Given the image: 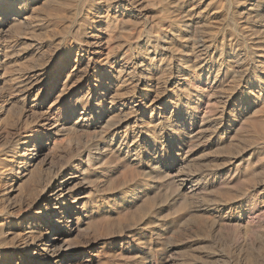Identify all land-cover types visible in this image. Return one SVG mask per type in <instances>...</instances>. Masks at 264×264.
I'll return each mask as SVG.
<instances>
[{
  "label": "bare ground",
  "instance_id": "bare-ground-1",
  "mask_svg": "<svg viewBox=\"0 0 264 264\" xmlns=\"http://www.w3.org/2000/svg\"><path fill=\"white\" fill-rule=\"evenodd\" d=\"M146 1L152 6L159 4V8L155 7L160 11H157L159 15L155 13L157 18L153 16L156 19L146 17L147 14L143 13L144 0H62L50 9L52 12L49 16H54L56 21L53 31L42 37L44 34L37 32L41 23H38L36 15V8H39L38 4L42 0H0V79L3 77L4 59L13 49L5 41L6 37H21L24 50L29 53L38 51V57L33 59L31 68L23 69L9 79L8 91L23 104L25 121H20V116V122L11 131L3 129L7 134L4 138L2 136L3 142H0V264L91 262L93 248L71 247L82 238L80 232L75 234L76 230H82L83 233L85 229L88 231L93 228L91 224L90 228L89 221L87 225L84 223L94 213L90 210L96 201L92 199L93 195H98L97 201L104 198L100 184H106V175L98 172L101 169H96L95 179H87L89 169L104 167L108 163L106 160L110 157L109 153H119L126 162V166L120 170L126 181L119 191L120 197L133 206H138L143 199L147 204V177L151 174L160 183H165L173 179L178 171V189L182 190L190 185V195L198 196L199 191H207L213 181L202 177L198 182V173L193 175L190 173L191 168L188 169L195 142L201 136L209 134L211 143L231 144L240 132L237 125H244L242 122L252 120L254 113L264 109V53L263 60L258 61V56L262 54L260 50L264 49V32L256 29L257 25L264 29V0H219V4L216 0H155L157 4ZM126 16L139 18V21L142 19L139 22L141 24L136 21L134 24L141 25L138 33L133 38H125L117 43L120 49L118 55L113 54L116 46L106 53L105 48L112 40L111 37L103 39L104 32L122 28L126 24ZM119 55L125 65L118 62ZM226 77L227 80L232 78V81L225 84ZM195 79H198V83L205 79L208 90L191 88ZM86 96L89 99L84 106V116H80L73 126L66 127L69 123H65L67 121L60 124L59 121L76 116V108ZM205 98L210 103L215 102L216 113L200 121L192 105ZM50 103L52 105L43 111L45 114L39 113ZM58 106H61L60 109ZM149 109L151 113L147 115ZM49 115L53 117L52 121H49ZM9 116L13 118L12 115ZM6 119L11 122V118ZM8 120L2 122L9 123ZM80 120L83 123H79ZM12 122L7 127L11 128ZM258 123L256 126L261 128V122ZM254 124L248 125L254 126L256 130ZM95 128L99 132L86 137L87 143L83 150L73 147L64 150L71 156L64 166H55L53 172L45 170L47 165L52 164V161L48 162L49 157L54 155L43 156L42 159L41 146L52 143L51 148L61 150L64 141L59 139L62 136L67 139L79 131L86 132L87 135V132L89 134ZM111 162L108 164L111 165ZM236 163V159L227 161L221 169V172L229 176V184L234 183L240 172ZM219 175L213 172L214 178ZM254 177L255 175L248 179ZM21 180L29 183L32 181L33 184L37 182L31 191L33 194L30 193V197H38L35 201L12 202L11 193L18 184L21 190ZM240 181L236 183H242L243 180ZM85 182L95 183V193L82 202ZM246 182L244 179V183ZM123 184L122 182L119 187ZM256 187L260 200L258 208L261 210L264 208V182ZM206 196L208 197L207 194ZM26 197L27 200L28 196ZM207 197L205 198L208 199ZM215 203L206 210L215 213L221 224L234 222L241 231L236 239L231 237L232 234L229 235L232 241L235 240L236 249L241 250L251 243L263 240L262 234H258L262 226L258 227L261 228L260 231L256 229L255 234H252L254 230H251L250 224L243 223L247 210L241 200L229 203L224 216L226 205L222 202ZM147 207L143 206L145 215L139 221L128 223L125 227L123 225L121 231H118L123 232L119 234L122 239H129L123 248H119L120 256L121 252L127 251L134 256L137 264H150L153 256H158L157 264H240L234 256L236 254L228 257L227 253L214 252L216 247L214 251H209L207 245L204 249L200 247L202 251L198 255L188 257L187 254L179 259L173 258L165 244L167 241H164V236L168 233L156 229L152 223L153 218L147 214ZM138 208L139 206L137 210ZM159 226L162 227L160 223ZM249 232L251 233L248 234ZM50 234L52 237L49 238ZM221 235L223 238L224 234ZM207 238L210 240L211 237ZM118 240L116 239V243ZM203 245L205 244L200 246ZM191 255L194 254L191 252Z\"/></svg>",
  "mask_w": 264,
  "mask_h": 264
},
{
  "label": "rangeland",
  "instance_id": "rangeland-1",
  "mask_svg": "<svg viewBox=\"0 0 264 264\" xmlns=\"http://www.w3.org/2000/svg\"><path fill=\"white\" fill-rule=\"evenodd\" d=\"M45 1L46 2L48 1V2L46 3ZM61 1L62 0H53V1L52 0L51 1L42 0V2H40L38 4L40 9L36 8V9H38L37 12H36V15H38V19L37 20H38V23H41V25H40L41 27L37 28L38 29L37 32L41 33V35L44 34V35H42V37H44L47 34V32L53 31L54 23H56V21L54 20V16H51V17L49 16V15H51V12H52V11H50V9L52 7H54V6H56L57 3L61 2ZM141 1L143 2V0H141ZM144 1H145V2H143L144 5L142 7L143 13L148 15V16L146 15V17H149V18H152V19H156L157 16L159 15L158 12H160L157 9V8H159L158 7L159 4H157L158 2L155 1V0H150V1L156 2V4H157L155 6L154 5L152 6L149 3H147L146 0H144ZM216 1H217V3L219 2V0H216ZM43 5H46V6H43ZM47 5L50 6V8ZM155 7H157V8H155ZM48 11H50V12H48ZM126 12L129 14L128 10ZM47 13H49V14H47ZM66 13L68 14V11H66ZM66 13H64V14L66 15ZM155 13L158 14V15H156ZM153 16L156 17V18H154ZM125 19H126L125 20L126 24L122 28H112L113 30L112 29H111V31L110 30H108V31L106 30L104 32V35H103L102 38L105 39L106 37H108V39H110V37H111V40H112L110 42V45L106 46V48H105V52L106 53L109 50H111L112 47L114 48L116 46L115 49H114L115 52H113V54L118 55L120 49H118L117 43H119L122 40H125V38L126 39L133 38L138 33V30L141 27V25H139L141 23H139V22H141L142 19L139 21V18L137 19V18L131 17V16H126ZM135 21L139 23L138 26L134 25V24H136ZM259 26L260 25L256 26L257 31L261 32V33L264 32V29L260 28ZM5 41L7 43H10L11 46H13V49H12V51H10V53H9L10 55L7 56L4 59L5 63H4V66L2 67V72L3 73L1 72L3 74V77L0 79V84H1L0 85V89H1L0 90L1 91L0 92V110H2V111H0V121H1V123H0V139H2V140H0V142H3V138L6 137L7 132L11 131L14 128L16 123H18L20 121H25V119L23 118V114L25 112L23 104H21V102L18 100V98L16 96L12 95L10 93V91H8V87H9V84H10L11 77L13 75L18 74L23 69L31 68L30 66L33 65V59L35 57H38V54H37L38 51H35V53L37 52L35 54L34 52L33 53H29V52H27V50H24L25 45H22L21 37L17 38V37H13V36H10V37L8 36V37H6ZM104 43H106V42H104ZM260 52H262V54L260 53L261 55L258 56V61H262L263 60V56L262 55L264 53V49H261ZM117 57H118V62H120L121 65H123V64L125 65V61L123 60V58L120 55L117 56ZM115 60H117V59H115ZM225 79H226V83L225 84H227L228 82L230 83V81H232V78L227 80V77H226ZM197 80L198 79H195L194 83L191 84V88L192 87L193 88H197L198 87V88H201L202 90L207 91L208 88H209L208 84L206 83L207 81L204 79L203 81L198 83ZM236 80H239V79L237 78ZM2 88H3V90H2ZM88 99H89V97L86 96L82 100L83 102L81 101L78 104V106L76 108L77 109L76 116H74L70 120H61V121H59V123L63 124L65 121H67L65 123H68V122L69 123L66 124V127L73 126L78 121V118L80 116H82V117L84 116V113H85L84 106L87 104ZM10 100H12V101H10ZM13 103H14L15 106L13 105ZM51 103L48 104L45 107V110H42L39 113L43 114L46 111V108H49L52 105ZM16 105H18V106H16ZM2 106H3V108H2ZM14 107H16V108H14ZM60 107L61 106H58L57 108L60 109ZM192 108L196 112L197 118L201 121L203 119L212 117L216 113L217 106H216L215 102H213V103L211 102L210 103L209 100H207V98H205L199 103H198V101L197 102L195 101V103L192 105ZM13 109L16 111V113H14L15 111ZM263 110L264 109L260 110L261 112L254 113V115L252 116V120L250 119V121L248 120V121L242 122V123H244V125L241 124V123H239L237 125V129L239 128V130H240L242 135L239 132L238 133V138H236L237 140L236 139L233 140L232 141L233 143H231V144H230V142H225L222 145H217L215 143H211V141L209 139V137H210L209 134L205 135V136H201L202 138L200 137L195 142L196 144H194V146H193V148H194L193 156H192L191 161L189 163L190 166H189L188 169L191 168L190 169V173L193 174V175H196L198 173L197 174V176H199L198 180H197L198 182H199V179H202V177L203 178L205 177L209 181H213L212 184L210 185L211 188L208 187L207 191H205L204 189H203V191L202 190L199 191V193L197 194L198 196H195V195L193 196L192 194H191L192 196L190 195V189H192V187L190 185H187L185 187V189H182V190L178 189L179 187L177 185L180 183V182H178L180 178L177 177L178 176L177 174L180 173L178 171L176 172V175H174L173 179H169V180L165 181V183L162 182V181L160 183L158 181L157 177H155V176H153L151 174V175H149V177H147V197L145 198L147 204L144 203L145 201L143 199V201H141L142 203L141 202H139L140 204L138 203L139 208L137 210V207H138L137 205H135L136 207L133 206V205H130V204L124 202L122 197H120V192L119 191L124 187L125 182H126L124 180V177H123V175H122L120 170L122 168H124V166H126V162L122 159V156H120L119 153H117V154L109 153L110 154L109 158H108L109 154H107L108 156L106 157V159L107 158L108 159L106 160V162L108 161V163H109V162H111L113 160L111 162V165H109L110 163L109 164L106 163L105 164L106 167L104 166V167L101 168L99 165H98L99 168H97V166L93 167V169L92 168L89 169V171H88L89 173L87 175V179H95V175H96L95 171H96V169H101V170L98 171V172H101V174L104 172L103 174L106 175V180L108 179L107 182H105L106 184H104V183L100 184V190L102 191V189H103V191L101 193L104 194L103 195L104 198H99V200L97 201V196L98 195L95 193V190H94L95 183H92V184L87 183V182L84 183L85 193L82 196V200H83L82 202H84L86 200V199L84 200V198H89V197H93V196L94 197L92 199L96 200V201H94L93 205L97 206V207L95 209H93L92 207H94V206H92L91 209H90V210L94 211V213L91 215V217L89 219H85L86 222L89 221L90 223L89 222L86 223L84 221L85 225H87L89 223V226L91 224V226L93 228L90 226V228H92V229H90L91 231L90 230L87 231V229H85V231H83V233H82V230L81 231H77L76 230L75 234H77V232L78 233L80 232L79 234H80V236H82V238L79 239V243L78 242H74L71 245V247H73V248L85 247L87 249L93 248V253H94L93 254V258H92L93 260L91 262H90V260H87L86 261L87 264H137V260L134 259V256L132 254L127 253V251L125 253L121 252L122 255L120 256V254H119L120 252L118 251L119 248L120 247L123 248L127 244V241L129 239L124 237L123 238L124 240H123L119 236V234H121L123 232H121V233H119V232L121 231L120 229H122L123 225L125 227L126 225H128V223H133V222L139 221L140 218H142L143 215H145L144 210H143V206L147 205L148 206L147 207V214L151 218H153L152 219L153 222L152 221L151 222L154 224L156 229H158V230L161 229L160 231H162L163 233L164 232L166 234L168 233L166 237L164 236V239L166 238L164 241L165 242L167 241L165 244H166L167 248H169L170 254H171V256L173 258L179 259L180 256L181 257L184 256V255L187 256V254H188V257L195 256V254L198 255L199 251L200 250L202 251V249H204L203 247L207 245L208 249H210L209 251H214L215 247H216V251H214V252H221L223 254L227 253L226 256L229 255L228 257H231L234 254H236L234 256H235V258L237 260H239L240 264H244V263L245 264H264L263 263L264 262V257H263L264 256V236H263L264 235V229H263L264 228V223H263L264 222V208L261 209V210H259V208H258L260 200L258 198V194L259 193H257L258 191H256V188H257L256 186H259L262 182H264L263 181L264 180V175H263L264 174V137H263V133H264V128H263V126H264L263 125L264 124V122H263L264 121V117H262V115L264 116ZM1 112H3V113H1ZM19 113H21L22 115L19 114ZM150 113H151V109L147 110V115H150ZM9 114L12 115L13 118L11 116H9ZM6 115H8V116H6ZM20 116H22L21 117L22 120H20ZM5 117L6 118H8V117L11 118V122H12V119H13V122H12V125H11L12 127L10 126L11 128L7 127V126H9L7 124L11 123L10 119L8 120ZM48 118L49 119L51 118L49 121L53 120V117L51 115H49ZM6 120H8L9 123L2 122V121H6ZM18 120H20V121H18ZM258 122L263 123L262 124L263 126L260 123V127L261 128H259V126L258 127L256 126V123H258ZM79 123H83V121L80 120ZM84 123L87 124L89 122H84ZM253 123H255L254 125L256 127V130H255V128H253L254 126L252 127V125H251V127H250V125H248V124H253ZM49 124H52V122H50ZM246 124L249 127H247ZM258 125H259V123H258ZM3 129L4 130L6 129L7 132H4ZM97 129L95 128V129L90 130L89 134L87 132V135H86V132L79 131L77 134H71L70 136L67 137V139H66V137L62 136L59 140L62 141V142L64 141L63 145H64L65 149L63 148V145H62V149L61 150L60 149L59 150H55V149L51 148V147H53L52 143H47V145L41 146L40 149L42 148V159L44 157H46V156L54 155V156H52V158L49 157L48 162L50 160V161H52V164L54 163L55 165L54 164L53 165L52 164L51 165H47L45 170H47L49 172L50 171L53 172L52 170H54L56 167H58L60 165L64 166L66 164V162H68V159L70 160V158H71V156H69V154H66L65 153L66 151H64V150L70 149L72 147L76 148V149H79V150H83L85 148V146H86L85 143H87L88 136L89 135L90 136L94 135L97 131L99 132V129L98 130ZM261 129H263V130H261ZM253 131H255V132H253ZM2 132H4V134ZM92 133H94V134H92ZM239 134H240V136H239ZM84 135H86V136H84ZM2 136H3V138H2ZM78 136H79V138H78ZM261 137H263V138H261ZM68 139L71 140V141L69 142ZM74 139H75V141H74ZM238 141H239V144H238ZM84 144H85V146H84ZM234 144H236V145H234ZM238 145H240V146H238ZM1 146H2V143H0V147ZM32 149H34V146L32 147ZM114 155L116 157H114ZM117 155H119V156H117ZM111 156L113 158H111ZM53 157H54V159H53ZM228 159H230V160H228ZM235 159L237 161L236 164H238L239 167H240V172L237 173V175H236V179L237 180L235 179L233 184H229L230 182H227L229 176L226 175V173L221 172V169L223 168V164L225 162L227 163V161H232V160H235ZM240 162H241V164H240ZM123 163H125V164H123ZM217 165H219V166L217 167ZM49 168H50V170H49ZM188 169L186 171H189ZM205 169H206V172H205ZM207 170L210 171L211 173L208 172ZM180 171H181V169H180ZM213 172H217L218 175L219 174L220 175L217 178H214L213 177ZM202 173H204L205 175L202 174ZM254 175H255V177H254L255 179L254 178H252L250 180L248 179V177L251 178ZM260 175H262L263 177L260 176ZM175 177H176V179H174ZM150 178H152V179H150ZM121 179L123 180L122 182L124 184L120 188L119 185L121 186V184H122ZM140 179L142 180V178H140ZM241 179L243 180L242 183L244 185H242V183H239L241 185V186H239V184H237V183L241 182L240 181ZM244 179H245V182L247 181L246 183H244ZM173 180L175 182H177V183L173 182ZM255 180H256V182H255ZM23 181H25V182H23ZM170 182H171V184H170ZM19 183L21 184L23 189L21 188V190H22L21 191L20 188H18L19 184L16 186V190L11 193L12 202L16 201V200L17 201L20 200V202L29 201V200L30 201H35V199L38 198V197L36 198V196L35 197H33V196L30 197V193L33 194L31 191L36 186L37 182H35L33 184L32 181L29 183V181L21 180ZM22 183H23V185H22ZM173 183L176 184V185H174ZM227 184H228V186H227ZM90 185L93 186V187H91ZM157 185H159V186H157ZM173 185H174V187H173ZM162 186H164L163 187L164 189L162 188ZM179 186H180V184H179ZM27 187L29 189H27ZM102 187H104V188H102ZM160 188H162V189L160 190ZM195 189H197V187H195ZM242 189H244V190H242ZM19 190L21 191L20 194H19ZM24 190H26V192ZM169 190H171V191L173 190V191L171 192ZM209 190H211V191L209 192ZM240 190H241V192H240ZM17 192H18V194H17ZM23 192H25V193H23ZM244 192L245 193L247 192L246 193L247 195L246 194H242ZM92 193H95V194L93 195ZM105 193H107V195ZM250 193H252V194H250ZM206 194L208 195V197L206 196ZM235 194H237V195H235ZM26 195L28 196L27 200H26V198H27ZM95 195H96V197H95ZM20 196H21V198H20ZM235 196L236 197L240 196V198L236 199ZM29 197H30V199H29ZM205 197H207L208 199H206ZM234 198L236 200H241L245 204V210H247V211L245 212V214L243 216V223L245 225L250 224L249 226L251 227V230H254V231H252V234H255V231H257V230L258 231L261 230V228H258L259 226L263 227L262 230L260 231V233H258L260 235L262 234L261 236H262V239H263L262 241L263 242L261 240H259V241L255 242L256 244L255 243H253V244L251 243L250 245L247 246L249 248H247V247L245 248L244 247L245 249L244 248L241 249L242 251L236 249L235 248V240L234 241L231 240V237L236 239L241 234L240 229H237V226L234 225V222L227 223V224H221V222L219 221V219L217 218L215 213H213L210 210H208V211L206 210V208H208L209 206H213L214 204H216L215 201L217 203L218 202H222L223 204L226 205L225 206V210L223 212L224 213L223 216H224V215H226V213L228 211V209H227V208H229L228 204L231 203L232 201H236ZM206 200H207V202H206ZM226 201H228V202H226ZM1 202H2V192H0V203ZM207 203H210V205L207 204ZM140 205H141L142 208L140 207ZM140 209L142 211H140ZM157 216H158V218H157ZM104 219H106V220H104ZM133 220H135V221H133ZM214 220L216 221V223H215ZM212 222H213V224H212ZM159 223L162 225V227L159 226ZM216 224H218V225H216ZM156 225H158V226H156ZM223 225H224V227H223ZM236 230L237 231L239 230V231L237 232ZM238 233H239V236H238ZM250 233L251 232H249L248 234H250ZM221 234H224L225 239L231 234L233 236L231 235V237L229 236V239L227 238L225 240L224 237L222 238ZM234 234L236 235V237H235ZM153 236H154V238H156V235H153ZM50 237H52L51 234L49 235V238ZM169 237H170V239H169ZM207 237H209V238L211 237L210 240H208ZM116 239L117 240L119 239L120 241L118 240V243H116ZM223 240H224V242H223ZM230 240L232 242H234V243H232ZM197 241H199V242H197ZM207 243L209 245L212 244V247L214 249L211 248V245L209 246ZM80 244H83V245H80ZM87 244H89V245H87ZM202 244H205V245L200 246ZM251 245L254 247V249H252ZM197 246H198L199 250H197L198 249ZM195 247H196V249H195ZM221 248L223 250H221ZM105 249H106V251H105ZM211 249H213V250H211ZM224 250H225V252H223ZM191 252L194 255H191ZM125 254H126V256H125ZM111 255H113V256L111 257ZM115 255H116V257H115ZM131 255L133 256V258L131 257ZM258 256H260V257H258ZM157 257L158 256H153L151 258L150 264L159 263V258H157ZM239 257H241V258H239ZM243 258H245V259H243ZM244 260H246V262H244ZM261 260H262V262H261ZM188 262H191V261H188Z\"/></svg>",
  "mask_w": 264,
  "mask_h": 264
}]
</instances>
